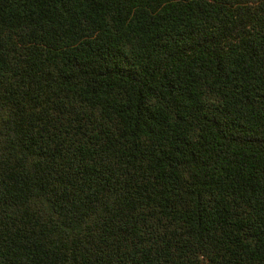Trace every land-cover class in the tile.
Listing matches in <instances>:
<instances>
[{"label":"trees","instance_id":"16d2710c","mask_svg":"<svg viewBox=\"0 0 264 264\" xmlns=\"http://www.w3.org/2000/svg\"><path fill=\"white\" fill-rule=\"evenodd\" d=\"M0 264H264V0H0Z\"/></svg>","mask_w":264,"mask_h":264}]
</instances>
